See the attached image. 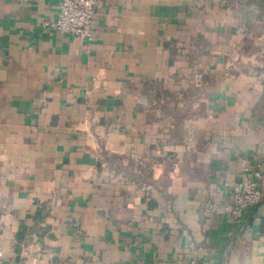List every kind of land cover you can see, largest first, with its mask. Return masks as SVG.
<instances>
[{
    "label": "crops",
    "instance_id": "obj_1",
    "mask_svg": "<svg viewBox=\"0 0 264 264\" xmlns=\"http://www.w3.org/2000/svg\"><path fill=\"white\" fill-rule=\"evenodd\" d=\"M58 4L0 0V264H264V0Z\"/></svg>",
    "mask_w": 264,
    "mask_h": 264
},
{
    "label": "built area",
    "instance_id": "obj_2",
    "mask_svg": "<svg viewBox=\"0 0 264 264\" xmlns=\"http://www.w3.org/2000/svg\"><path fill=\"white\" fill-rule=\"evenodd\" d=\"M58 13L54 21L44 22L42 30H54L64 36H73L79 40H91L92 22L97 0H58ZM260 179L258 169L245 170L241 177L230 185L231 206L227 211L230 221L238 222L243 214L262 199L257 187Z\"/></svg>",
    "mask_w": 264,
    "mask_h": 264
}]
</instances>
